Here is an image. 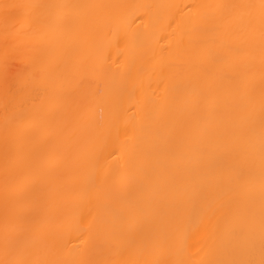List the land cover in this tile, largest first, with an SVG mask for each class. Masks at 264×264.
<instances>
[{
    "label": "bare ground",
    "instance_id": "1",
    "mask_svg": "<svg viewBox=\"0 0 264 264\" xmlns=\"http://www.w3.org/2000/svg\"><path fill=\"white\" fill-rule=\"evenodd\" d=\"M0 264H264V0H0Z\"/></svg>",
    "mask_w": 264,
    "mask_h": 264
}]
</instances>
